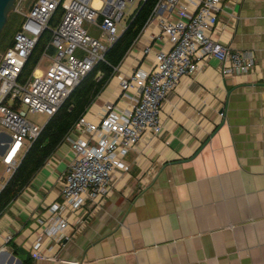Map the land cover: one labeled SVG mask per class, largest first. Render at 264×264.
<instances>
[{"label":"crops","instance_id":"0c3cea01","mask_svg":"<svg viewBox=\"0 0 264 264\" xmlns=\"http://www.w3.org/2000/svg\"><path fill=\"white\" fill-rule=\"evenodd\" d=\"M222 7L213 37L252 50L253 70L224 74L209 57L184 76L163 102V132L142 137L107 202L88 206L84 224L73 221L72 237L59 241L43 222L61 199L74 127L0 215V264H264V0H223ZM159 35L156 21L144 27L89 119L99 120L108 102L132 106L140 82L123 95L121 80L149 70L154 53L172 46ZM10 140L0 131V191L13 174L3 162Z\"/></svg>","mask_w":264,"mask_h":264},{"label":"built area","instance_id":"2783aa9c","mask_svg":"<svg viewBox=\"0 0 264 264\" xmlns=\"http://www.w3.org/2000/svg\"><path fill=\"white\" fill-rule=\"evenodd\" d=\"M16 0L14 11L22 16L13 44L0 55V131L10 133L3 156L7 170L14 173L22 155L39 136L43 126L29 113L53 116L73 89L95 67L105 61L109 47L128 26L134 12L145 0ZM62 5L60 20H50ZM223 0H159L148 21H156L159 40L172 46L153 55L147 71L138 68L121 80L123 95L137 83L138 96L129 108L108 102L101 117L92 121L86 114L75 125L77 134L69 136L73 158L62 177L61 199L52 203L54 214L45 223L48 236L68 240L73 221L84 224L88 206L104 205L113 192L116 174L127 168L125 157L146 133L163 132L162 106L184 76L194 74L200 63L215 57L224 74L248 73L255 67L252 50H234L213 37ZM147 23V24H148ZM96 28L99 35L89 31ZM51 32L43 57L51 60L43 72L27 79L21 74L38 40ZM157 40V39H156ZM152 46L144 50L149 56ZM75 230L74 232H76ZM10 238V236L8 237ZM38 240L33 248L39 249Z\"/></svg>","mask_w":264,"mask_h":264},{"label":"trees","instance_id":"16d2710c","mask_svg":"<svg viewBox=\"0 0 264 264\" xmlns=\"http://www.w3.org/2000/svg\"><path fill=\"white\" fill-rule=\"evenodd\" d=\"M158 1L145 0L141 3L139 8L131 16L127 28L107 50L105 61H99L95 65L73 89L59 110L45 123L41 133L29 146L19 166L0 191V215L30 182L33 175L42 167L49 156L75 127L81 116L87 112L98 95L104 90L110 79L116 73V68L120 66L142 30L147 25ZM63 11L64 9L60 5L50 20L51 25H55L60 20ZM50 39L51 32L46 30L38 40L35 49L23 69L21 74L22 79H27L32 74L33 69L37 66L46 50L54 53V48L49 45ZM12 44L13 39L10 41L9 46ZM23 264H32V259L28 258Z\"/></svg>","mask_w":264,"mask_h":264},{"label":"rangeland","instance_id":"374dc122","mask_svg":"<svg viewBox=\"0 0 264 264\" xmlns=\"http://www.w3.org/2000/svg\"><path fill=\"white\" fill-rule=\"evenodd\" d=\"M64 9V7L62 6ZM9 20L5 27L3 28L2 32L0 33V55L2 52L6 50V48L9 46L10 41L13 39L15 31L18 29V26L22 22V16L16 12L12 11L9 14ZM42 59V60H41ZM41 60V61H40ZM37 66L33 69L32 74L34 72H43L51 63V60L48 59L46 56L43 58H40ZM28 117L40 124L41 126H44L45 123L48 121L49 117L43 113H29Z\"/></svg>","mask_w":264,"mask_h":264},{"label":"water","instance_id":"95a60500","mask_svg":"<svg viewBox=\"0 0 264 264\" xmlns=\"http://www.w3.org/2000/svg\"><path fill=\"white\" fill-rule=\"evenodd\" d=\"M15 1L16 0H0V33L8 21L10 12L15 9Z\"/></svg>","mask_w":264,"mask_h":264},{"label":"bare ground","instance_id":"6f19581e","mask_svg":"<svg viewBox=\"0 0 264 264\" xmlns=\"http://www.w3.org/2000/svg\"><path fill=\"white\" fill-rule=\"evenodd\" d=\"M95 5H99V1L98 0L95 1Z\"/></svg>","mask_w":264,"mask_h":264}]
</instances>
